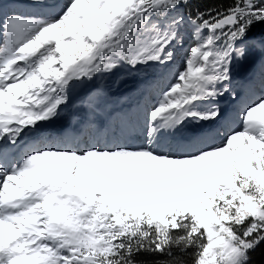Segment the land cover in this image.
Segmentation results:
<instances>
[{
  "label": "snow or ice",
  "instance_id": "obj_1",
  "mask_svg": "<svg viewBox=\"0 0 264 264\" xmlns=\"http://www.w3.org/2000/svg\"><path fill=\"white\" fill-rule=\"evenodd\" d=\"M189 3L24 0L21 12L0 0V264H251L264 244V96L234 119L217 101L253 51L241 88L246 100L264 89V0L186 17ZM186 25L194 43L150 107L83 137L40 127L76 82L167 68ZM29 131L35 146L21 144Z\"/></svg>",
  "mask_w": 264,
  "mask_h": 264
},
{
  "label": "rangeland",
  "instance_id": "obj_2",
  "mask_svg": "<svg viewBox=\"0 0 264 264\" xmlns=\"http://www.w3.org/2000/svg\"><path fill=\"white\" fill-rule=\"evenodd\" d=\"M6 1L7 0H3V3L5 4V7L8 8L10 7V4L7 5ZM259 27L264 28V26H259ZM258 30L259 28L254 29V31H258ZM191 32L192 29L190 26L188 28H183L181 30V36L171 46V50L174 51V58L171 61V63L167 66V68H161L158 64L153 62H149L146 65H138L135 68H132L131 66L125 64L119 66L110 73L98 74L91 81H87L84 84H80L76 82L74 87L70 91V100L66 105L61 106L59 115L56 118H54L51 122L42 123L40 127L46 128L50 131L57 133H64L66 129L73 130L76 126L84 124L86 119L85 112L89 114L95 113L94 109L97 106V103L102 100L104 102H108L106 103V107L103 109V111H106V113H115L117 109L114 110L113 112L112 106H116V105L112 104L111 101H113V99L116 98L118 90H119L118 97L120 96L119 98L120 101L116 100L115 103H122V99H125V97H127L126 95L128 94L130 88L131 91H133L135 88H138L140 90L142 89L147 90L148 91L147 101H149V99L151 98V101L153 103L156 102L159 96V89L163 88L164 85L167 83V81L171 79L170 75L172 76V74L183 65L184 63L183 58L185 52L194 43V38L191 35ZM204 35H206V33H204ZM2 46L3 44L0 43V47ZM257 58L260 59V53L253 51L250 52L248 58L242 63H234L232 87L236 89V93L234 95L226 94L218 98L217 103L220 105L221 111L223 112L225 110L224 113L227 114L230 118L233 119L235 118L239 107V106L238 107L233 106L232 101H234L235 98L240 97L241 95V97L244 98L243 102H249L251 99H254L256 96H264V94H262V92H264L263 91L264 89L257 87L255 89L254 95L252 97L247 98L246 100L244 91L241 88L243 81L244 80L246 81L249 78V73L252 70L253 65ZM154 65H158L160 69L156 70V68H154ZM134 71L135 73L136 72L140 73V75L139 76H137V74L135 75ZM133 80L136 81L137 85L132 86L131 82H134ZM124 84H126V87H121V85ZM112 89H116V90L113 92ZM124 89H126L125 92H123ZM131 91L129 93L128 98L131 96ZM108 93L109 95H112V98L107 95ZM89 101H91V103H89ZM150 106L151 104H148V106L145 107H150ZM116 108L119 107L116 106ZM82 109L86 111L83 112ZM80 111H81V115H80ZM237 123L239 122L237 121ZM90 127L95 128V125L94 124H91L89 126L85 125L84 127L85 130L81 134L82 137L88 133ZM25 136H29L30 138H35L36 133L29 131L24 134L23 138Z\"/></svg>",
  "mask_w": 264,
  "mask_h": 264
},
{
  "label": "bare ground",
  "instance_id": "obj_3",
  "mask_svg": "<svg viewBox=\"0 0 264 264\" xmlns=\"http://www.w3.org/2000/svg\"><path fill=\"white\" fill-rule=\"evenodd\" d=\"M12 5L10 7H8L6 10H13L14 8H18L21 12L23 11H26L27 9L24 7V2L20 1V3H16L15 0H12ZM255 60V59H254ZM260 62V59L257 58L254 65H253V68L252 70L250 71L249 73V78L252 76V74L254 73V71H256V66L259 64ZM252 65V64H251ZM170 77H172L170 75ZM248 78V79H249ZM247 79V80H248ZM246 80V81H247ZM245 82V80L243 81V83ZM141 83V82H140ZM146 83V82H145ZM144 85V84H143ZM126 87V86H125ZM142 87V85H141ZM159 87V86H158ZM102 90V89H101ZM126 90V89H125ZM150 90V89H149ZM128 91V90H127ZM264 91V90H263ZM145 92V93H144ZM238 92V91H237ZM262 94H264V92H262ZM99 95V94H98ZM101 95V94H100ZM108 95V94H107ZM103 96V95H102ZM101 96V97H102ZM105 97V96H104ZM140 97H142V104H139L138 106L140 108H145V106H148V104H151L152 105V101H151V98L149 99V101H147L148 99V91L145 90V89H142V94L140 95ZM112 98V97H111ZM120 97H118V95L116 96L115 99H113V101H111L112 104L118 106L119 108H116V106H112V111L114 112V110L117 109V111L115 113H106V111H103V109L106 107V103L108 102H104L103 100L102 101H99L97 103V106L95 107L94 109V112L93 114H89L87 112H85V115H86V119H85V122L84 124H81V125H78L76 126L73 130H68L66 129L64 131V133H68V134H74V133H78V134H82V132L85 130L84 127L85 125L89 126L91 124H94L95 125V128L96 127H103V126H106L109 122L113 121L114 119H116V117H118L121 113L123 112H127L129 110H136L137 107H135V99L134 100H131V99H128V101L126 100L125 98V101H124V104L125 106L123 105V103H115L116 100L117 101H120L119 100ZM157 98V97H156ZM101 99V98H100ZM243 99L240 95V97H237L234 99L233 102V106H240V104L243 102ZM154 101V99H153ZM129 104V105H128ZM109 106V105H107ZM115 107V109H114ZM83 110V109H82ZM107 110V109H106ZM110 110V108H109ZM225 111V110H224ZM224 111L222 113H224ZM108 120V121H107ZM107 121V122H106ZM73 125V124H72ZM26 138L23 139L22 143L23 142H28V141H32V146L36 145V142L34 141L35 138H30L29 136H25ZM21 143V144H22Z\"/></svg>",
  "mask_w": 264,
  "mask_h": 264
},
{
  "label": "trees",
  "instance_id": "obj_4",
  "mask_svg": "<svg viewBox=\"0 0 264 264\" xmlns=\"http://www.w3.org/2000/svg\"><path fill=\"white\" fill-rule=\"evenodd\" d=\"M231 3V0H190L187 7L182 8L183 12L188 16L191 12L193 15L199 10L200 12H207L208 10H219L227 7ZM148 264H152L153 261H159L164 259L159 255L145 257ZM251 264H264V244L256 249L252 253Z\"/></svg>",
  "mask_w": 264,
  "mask_h": 264
}]
</instances>
